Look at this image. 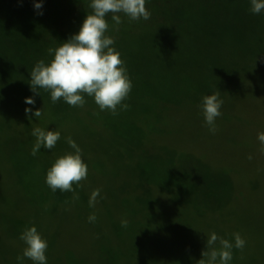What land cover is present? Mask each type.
<instances>
[{
    "label": "trees",
    "instance_id": "1",
    "mask_svg": "<svg viewBox=\"0 0 264 264\" xmlns=\"http://www.w3.org/2000/svg\"><path fill=\"white\" fill-rule=\"evenodd\" d=\"M246 1L146 0L145 6L151 13L149 20L133 21L120 13L119 25L108 14L106 21L109 29L105 34L114 39L113 47L120 53L121 60L126 61L124 67L132 83L131 92L126 98L128 103L130 101L134 107H143L145 102L152 100V107L156 109L160 104L166 113L165 108L171 105L166 100L168 98L158 97L152 87L156 82L154 78L158 77L156 69L160 66V59L163 56L171 59L166 64L168 69L181 57L185 58L194 47L208 43L212 36L217 38L214 41L229 37L226 42L230 46L232 42L234 46L244 44L254 34V31H250L254 28V14L247 10L249 6ZM88 5L89 0H44L43 15H38L33 8V0H0V226L3 221L7 228L12 229L8 233L12 242L20 240L17 235L20 230L33 225L41 234H46L43 225L46 217L54 225L69 220L65 212L71 203L76 202L71 197L77 189L74 184V193L59 190L53 192L46 185V172L57 158L46 159L44 150L41 169L37 166L38 156H42L43 150L41 148L35 156L31 154L36 140L32 131L42 126L41 117L35 118L31 113H25L26 107L33 106L26 105L24 98L34 96V107L49 109L51 116L57 119L63 118L61 112L65 115L70 110L80 108L81 111V107L70 106L63 99L52 103L49 93L43 89H38L40 95L33 93L28 82L35 63L40 60L49 62L53 58L49 49L59 47L79 30L85 15L92 11ZM144 75L149 81L141 85ZM192 98L196 100L195 96ZM193 99L187 101L194 102ZM85 101L89 108H85V115L92 119V97L85 95ZM197 102L200 103L199 100ZM186 103L175 101L172 105L184 107ZM186 109L188 114L192 111L191 106ZM146 121L145 117L143 123L148 126ZM22 124L24 128L20 129ZM122 124L113 120L105 131L109 133V156L124 158L126 161L128 156L135 158V169L131 173L136 177L134 183L116 191L118 194L112 197L113 203L115 206H131L132 211L137 205L142 212L138 221L130 223L126 220V226H122L117 223L120 221V208L110 210L111 226L106 230L102 227L104 235L101 238L128 242L125 232L138 225L137 228L142 232L134 233L130 241L138 243L140 247L132 244L127 254L102 247L99 258L108 264H166L167 261L161 257L168 253L174 257L176 264H183L179 263L181 259H189L184 256L186 247H190L192 240L196 242L191 227L197 226L203 239L206 238L205 234L211 232L225 238L224 231L216 232L222 230L218 229L222 225L213 223L216 216L227 214L228 209L240 201L238 186L232 184L228 176H215L207 160L183 150L182 145L179 149L174 143H163L157 146L156 152L151 151V147L146 146L151 140L142 126L125 127ZM99 132L97 129L96 135ZM96 135L92 137L95 142L103 138V134L98 138ZM178 142H181L179 138ZM178 164L187 165L191 169L188 171L181 168L176 171ZM174 170L182 171V174L178 175ZM154 188L160 196L166 195L172 201L169 207L173 214L163 227L155 223L156 215L149 213L159 204L157 196L151 191ZM139 189L144 191L135 195L134 192ZM244 189L254 198L253 187ZM125 194L128 196H123ZM81 201L88 202V195ZM190 210L202 219L191 220ZM176 217H187L188 223L180 224ZM101 220L105 225V215ZM226 227L223 230L228 229ZM246 235L248 233H242L241 237L245 239ZM170 244L174 246L173 250L169 248ZM69 246L64 252L67 261L58 259L57 264H82L78 258L79 253L74 252L72 245ZM216 247H219V241ZM158 250L162 252L161 255ZM234 254L233 250L232 257Z\"/></svg>",
    "mask_w": 264,
    "mask_h": 264
},
{
    "label": "rangeland",
    "instance_id": "2",
    "mask_svg": "<svg viewBox=\"0 0 264 264\" xmlns=\"http://www.w3.org/2000/svg\"><path fill=\"white\" fill-rule=\"evenodd\" d=\"M246 2L251 7L250 0ZM249 7L246 8L251 12ZM236 24L241 23L236 22ZM250 31H254V34L244 44L236 46L233 42L232 46L226 42L229 37L214 41L217 38L212 36L208 43L201 44L197 46L198 48H190L189 50L192 49V51L188 52L184 56L185 58L181 57L177 61L178 63L174 62V65L168 69L166 64L171 59H168V56H163L158 63L160 64L156 69L158 77L154 78L156 82L152 87L158 97L168 98L166 100L171 105L165 108L166 113L163 112L160 104L156 109L152 107V100L145 102L143 107H134L130 101L128 103L126 100L123 103H128L127 109L121 110L118 107V114L112 115L107 110H99L93 98L92 119L85 115L87 112L84 110L88 108L86 104L81 108V111L78 108L76 111L70 110L65 115L61 112L63 118L59 119L51 116L49 109H43L40 128L60 131L61 138L52 150L42 148L43 154L41 157L38 156L37 161L39 169H41V162L44 158V150L46 159L58 158L62 153L73 151L68 144L69 138L80 147L82 158L88 165L87 179L80 181L79 187L74 184L77 188L75 195L79 198L72 199L76 202L71 203L65 212L69 220H64V223L59 221L54 225L46 217V223H43L46 234H41V231H38L48 242L46 250L48 264H57L58 259L67 261L64 252L70 248L69 245H72L75 253H79L78 258L82 264H108L99 258L102 247L127 254L132 244H138L130 241L134 233L142 232L137 228L138 225L132 226L125 232L128 242L107 241L108 239L101 238L104 235L102 227L106 230L111 226L108 214L110 210L115 211L116 208H120L121 216L119 215L118 224H121L122 220L135 223L139 216L141 217L142 212L137 205L132 211L131 206H115L113 203L112 197L118 194L116 191L134 183V177H136L131 173L135 169V158L128 156L126 161L124 158L109 156L111 151L108 142L109 133L105 131L113 120L123 122L122 125L125 127L142 126L151 140V143L146 144L147 148L151 147V151L155 150L154 152H156L157 146L163 143L164 145L174 143L179 149L182 145L183 150L207 160L206 163L216 172H213L215 176L217 174L223 177L228 176L231 183L238 186V195L242 200L234 203L235 205L228 209L227 214L216 216L213 224L218 222L222 225L218 228L222 230H216V232L224 231L225 239L230 241L233 240V233H239L241 236L242 233H248L244 239L246 241L244 248L232 249L238 256L233 255L231 264H264V152L260 150L261 145L257 140V133L264 132V13L254 15V28ZM123 63L124 66L127 64L126 61ZM148 81L144 75L141 85ZM150 88L151 86L148 87V89ZM213 92H218L223 99L222 115L216 119L214 133L210 132L204 124L203 115L198 106L199 102H197V100H201L202 96ZM193 96L196 100L192 98ZM185 97L187 98L185 99ZM189 99H193L194 102L187 101ZM175 101L187 103L186 106L183 105L184 107H177L172 105ZM188 106L192 107L189 114L186 109ZM88 112L90 111L88 110ZM162 113L166 116L162 117ZM145 117L146 125L149 128L143 123ZM23 124L19 127L20 129L24 128ZM97 129L100 134L96 135ZM102 134L103 138L98 139L97 142L92 139L93 136L96 135L98 138ZM178 138L181 142L177 143ZM131 145L135 144L131 143ZM60 149L62 150L60 151ZM249 156L252 158L249 159ZM181 168L188 171L191 169L187 165L178 164L175 170ZM176 171V174H182V171ZM244 187L254 188V198ZM95 189H99L100 194L95 207H89V203L83 202L81 199L87 195L90 197ZM143 191V189H139L134 193L138 195ZM151 191L154 196H157L156 201L159 204L149 213L156 215L155 223L163 227L167 225L169 216L173 214L169 207V203L171 204L172 201L165 197L166 195L160 196L161 194L155 188ZM89 215H95L94 222L88 221ZM104 215L105 225L101 220ZM189 215L191 220L200 221L202 219L201 216H195L192 210ZM176 219L180 224L188 223L187 217H180V219L176 217ZM149 221L150 219H148ZM208 222L210 224L209 220ZM6 226L2 221L0 226V264H32L31 260L27 261L25 258L18 260V257L22 256L25 245L20 240L12 242L8 235L12 229ZM225 227L228 229L223 230ZM191 228L192 237L193 239L195 237L196 242L193 243L192 240L190 247H186L187 252L184 253V256L189 259H181L179 263L200 264L206 238L203 239L198 233L197 226ZM25 229L20 230V233ZM144 230L145 228H143V232ZM20 233L17 235L19 236ZM135 247L140 246L138 244ZM169 248L173 250L174 246L170 244ZM191 253L192 257L190 258ZM159 254L161 255L162 252ZM161 258L167 261L166 264H176L174 257L168 253Z\"/></svg>",
    "mask_w": 264,
    "mask_h": 264
},
{
    "label": "clouds",
    "instance_id": "3",
    "mask_svg": "<svg viewBox=\"0 0 264 264\" xmlns=\"http://www.w3.org/2000/svg\"><path fill=\"white\" fill-rule=\"evenodd\" d=\"M44 0H33V8L38 15H43ZM146 0H89L90 14H86L79 30L55 49H49L53 57L49 62L37 61L30 74V90L39 94L38 89L47 91L52 103L63 99L73 107H83L86 103L85 95L92 97L101 111H109L112 115L127 109L123 103L131 92L132 83L123 65L120 53L113 47L115 41L105 33L109 29L106 16L116 25L121 23L120 13L130 20H149L151 13L146 8ZM250 11L254 15L264 13V0H250ZM25 113H31L35 118L43 114L42 108H35L34 96L24 98ZM199 108L202 112L204 124L209 131L216 130L215 122L222 115L223 99L218 92L201 97ZM36 138L31 154L35 156L41 148L52 150L61 138V132L55 129L36 127L32 131ZM257 140L264 152V132L257 133ZM68 144L72 152L58 157L48 168L45 183L51 191L73 192V184L79 187V182L87 179L88 165L82 158V150L71 138ZM252 157L249 156V159ZM99 189L92 191L89 197V207H95ZM79 197L74 194V199ZM95 215H89L88 221L94 222ZM126 221H121L126 226ZM205 249L202 251L200 264H230L232 249H243L246 241L239 233H233V240L219 237L215 232L207 233ZM19 239L25 247L18 260L27 258L32 264H48L46 250L47 240L42 237L33 225L20 233ZM219 241V247H216Z\"/></svg>",
    "mask_w": 264,
    "mask_h": 264
}]
</instances>
